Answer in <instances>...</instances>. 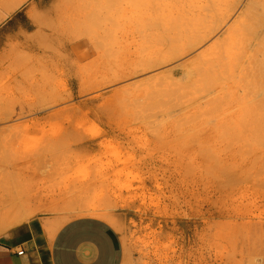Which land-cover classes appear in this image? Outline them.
Segmentation results:
<instances>
[{
    "label": "rangeland",
    "instance_id": "obj_1",
    "mask_svg": "<svg viewBox=\"0 0 264 264\" xmlns=\"http://www.w3.org/2000/svg\"><path fill=\"white\" fill-rule=\"evenodd\" d=\"M209 1L27 0L6 17L0 204L22 202V224L42 218L50 237L75 218L108 220L124 264H264V22L253 13L230 31L250 0ZM62 3L89 34L28 39Z\"/></svg>",
    "mask_w": 264,
    "mask_h": 264
},
{
    "label": "crops",
    "instance_id": "obj_2",
    "mask_svg": "<svg viewBox=\"0 0 264 264\" xmlns=\"http://www.w3.org/2000/svg\"><path fill=\"white\" fill-rule=\"evenodd\" d=\"M47 223L33 219L0 236V264H124L121 236L107 221L75 218L52 237Z\"/></svg>",
    "mask_w": 264,
    "mask_h": 264
},
{
    "label": "bare ground",
    "instance_id": "obj_3",
    "mask_svg": "<svg viewBox=\"0 0 264 264\" xmlns=\"http://www.w3.org/2000/svg\"><path fill=\"white\" fill-rule=\"evenodd\" d=\"M25 1H27V0H0V23L6 18V17H8L13 11H15L16 9H18V7L19 6H21V4L22 3H24ZM71 1V3H72V0H70ZM75 1V0H74ZM79 2L81 1V3H82V1H84L85 3H83V4H86L87 5V2L89 1V0H78ZM189 1V0H188ZM198 1V0H197ZM209 1V0H208ZM211 1V0H210ZM209 1V2H210ZM218 1V0H217ZM234 1V0H233ZM239 1V0H238ZM196 2V1H195ZM200 2V1H199ZM205 2V1H204ZM221 1H219V3H220ZM227 2V1H226ZM235 2H237V0L235 1ZM240 2V1H239ZM186 3H187V1H186ZM201 3H203V2H201ZM238 3V2H237ZM66 5L68 4V3H65ZM65 4H64V6H65ZM69 4H70V2H69ZM83 4H80L81 5V7L83 8V7H85L86 5H83ZM188 4H190V3H188ZM193 4V6L195 5V3H192ZM197 4V3H196ZM239 4V3H238ZM237 4V5H238ZM191 5V4H190ZM203 5V4H202ZM205 5V4H204ZM207 5V4H206ZM211 5V4H210ZM210 5H208V7L207 8H209L210 7ZM217 5H218V2H217ZM237 5H235V10H236V6ZM62 6H63V3H62V5H60V8L59 9H57L55 12H54V15H53V17H51V20H50V18L49 17H47V16H43L42 18H40L39 16H40V14H39V16L37 15L36 17H34V18H36V20L34 21V26L37 28V31L35 32V34L33 35V36H30V37H27L28 39H34V40H44V39H52L53 41H57L58 39H72L71 37H73V39L74 40H77L76 38H80L79 36H81V35H78L77 33L82 29L83 31H82V33H83V35H84V33H85V36H86V34L88 33V32H85V30L80 26L79 27V25H81V24H77L76 26L77 27H79L80 29H78V31L75 29V18L72 16V18H71V15L69 14V16H67V13H66V15H65V12H69V11H67L66 9V11L64 10V14H63V8H62ZM192 6V5H191ZM197 6V5H196ZM221 6V5H220ZM67 6H65L64 8H66ZM81 7H80V9H81ZM190 7V6H189ZM232 7H233V5H232ZM231 7V8H232ZM197 8V7H196ZM212 8V7H211ZM194 9H195V7H194ZM198 9V8H197ZM216 9V8H215ZM229 9V8H228ZM233 9V8H232ZM187 9H185V11H186ZM199 10V9H198ZM203 10V9H202ZM208 10V9H207ZM210 10V9H209ZM214 10V9H213ZM212 10V11H213ZM217 10H219V12H221L220 11V9H217ZM230 10V9H229ZM243 10H245V11H241L242 13L240 14V16H238L237 18H236V20H234L233 21V23H232V25H231V27L229 28V30L230 31H233V29H234V27L236 26V25H240V23H242L243 21V19L245 20H249V18L250 17H254V20H253V18H251L252 19V21L255 23L256 22V24H257V26H259V22L257 23V21L259 20V21H262V22H264L263 20L264 19H262V18H259V17H264V0H250V2L248 3V5L246 6V8L244 9L243 8ZM255 10H259L258 11V15H260L259 17L258 16H256L257 14H255ZM262 10V11H261ZM1 11H3L2 13H1ZM188 11V10H187ZM194 11V10H193ZM206 10H204V12H205ZM215 11V10H214ZM183 12V11H182ZM201 12V11H200ZM209 12V11H208ZM211 12V11H210ZM209 12V13H210ZM261 12H262V15H261ZM181 13V12H180ZM179 13V14H180ZM185 13V12H184ZM191 12H189V14H190ZM216 13H218V12H216ZM254 13V15H252ZM183 14V13H182ZM181 14V15H182ZM194 14H195V12H194ZM208 14V13H207ZM215 14V13H214ZM214 14H213V16H214ZM222 14V13H221ZM230 14V13H229ZM43 14H41V16H42ZM187 15V14H186ZM198 15V14H197ZM228 15V14H227ZM252 15V16H251ZM76 16H77V14H76ZM206 16V15H205ZM210 16V15H209ZM211 16H212V14H211ZM212 16V17H213ZM231 15H228V18L230 17ZM255 16L257 17L256 18V20H255ZM37 17H39V18H37ZM71 19H70V18ZM179 17H180V15H179ZM190 17V16H189ZM198 17H200V16H198ZM208 17V16H207ZM219 17H221V16H219ZM48 18V19H47ZM54 18H55V20H58L59 21V25H57V28L55 27L54 28V23H52L53 22V20H54ZM173 18V17H172ZM181 18H183V17H181ZM187 18V16L185 17V19ZM204 18V17H203ZM74 19V20H73ZM190 19V18H189ZM191 19H192V16H191ZM190 19V20H191ZM194 19V18H193ZM200 19H201V17H200ZM199 19V20H200ZM227 19V18H226ZM250 19V20H251ZM44 20H47V22H45L44 24H42V21H44ZM174 20V19H173ZM178 20V19H177ZM181 20V19H180ZM187 20V19H186ZM185 20V21H186ZM198 20V22H200ZM205 20V19H204ZM210 19H207V22L209 21ZM229 20V19H228ZM245 20V21H246ZM172 21V20H171ZM202 21H203V19H202ZM212 20H210V22H211ZM218 21V20H217ZM226 21V20H225ZM77 22V21H76ZM175 22H176V19H175ZM177 22H179V21H177ZM192 22H193V20H192ZM213 22V21H212ZM223 22V21H222ZM71 23H73L74 25L72 26V25H70L69 26V24H71ZM202 23V22H201ZM205 23H206V20H205ZM204 23V24H205ZM214 23H216L215 21H214ZM214 23H213V25H214ZM246 23V22H245ZM179 24V23H178ZM200 24V23H199ZM203 24V23H202ZM210 24V23H209ZM212 24V23H211ZM247 24V23H246ZM252 24V23H251ZM251 24H247L248 25V27L251 25ZM263 26H262V25ZM183 25V24H182ZM188 25V24H187ZM197 25H198V23H197ZM254 25V24H253ZM173 26V25H172ZM189 26V25H188ZM191 26H192V23H191ZM194 26V25H193ZM201 26V25H200ZM199 26V27H200ZM218 26V25H217ZM243 26V25H242ZM255 26V25H254ZM262 26V27H261ZM67 27H69V28H67ZM71 27V28H70ZM72 27H74V32L75 31H77V33L75 32H73V31H71V30H73V28ZM164 27V26H163ZM175 27V26H174ZM183 27H184V25H183ZM195 27V26H194ZM205 27V26H204ZM210 27V26H209ZM214 27V26H213ZM222 27V26H221ZM236 27H238V26H236ZM261 29L264 27V23H261L260 22V26H259ZM165 28V27H164ZM197 28V27H196ZM195 28V29H196ZM208 28V27H207ZM220 28V27H219ZM254 28V27H253ZM255 28H256V26H255ZM69 29V30H68ZM71 29V30H70ZM172 29V28H171ZM252 29V28H251ZM168 30V29H167ZM175 30H177V29H175ZM181 30V29H180ZM185 30H186V27H185ZM187 30H189V29H187ZM194 29H192V31H193ZM200 30V29H199ZM208 30V29H207ZM214 31H216L215 30V27H214V29H213ZM245 30V29H244ZM254 30V29H253ZM258 30H259V28H258ZM263 30V29H262ZM169 31V30H168ZM201 31V30H200ZM199 31V33L200 34H198L197 33V31H196V34L197 35H199L198 37L197 36H195L196 37V39H195V41H193V42H189V45H190V43H191V46H194V49L195 48H197L198 46H201L204 42L203 41H205V39L203 38V36L201 37L200 35H202L201 34V32ZM217 31H218V29H217ZM236 31V30H235ZM246 31V30H245ZM170 32V31H169ZM168 32V33H169ZM188 32V31H187ZM210 32H212L211 34H214L215 32H213L212 30L210 31ZM210 32H208V33H210ZM227 32H228V30H227ZM249 32V31H248ZM81 32H80V34H82ZM165 33V32H164ZM164 33H162L163 35H164ZM177 33V32H176ZM206 33V32H205ZM205 33H203V35H205ZM229 33V32H228ZM237 33V32H236ZM73 34L74 35H78V36H73ZM89 34V33H88ZM175 34V33H174ZM181 34V33H180ZM185 34V33H184ZM189 34V33H188ZM195 34V35H196ZM247 34V33H246ZM262 34V32L260 33V35ZM26 35V34H25ZM167 36L169 35V34H166ZM170 35H171V33H170ZM169 35V36H170ZM176 35V34H175ZM208 34H206V36H207ZM248 35V34H247ZM263 35V36H262ZM261 36H262V38L264 37V30H263V34H262ZM88 36V35H87ZM180 36V35H179ZM184 36V35H183ZM194 36V35H193ZM206 36H204V37H206ZM211 36V35H210ZM251 36V35H250ZM82 37V36H81ZM185 37H187V36H185ZM238 37V36H237ZM248 37V36H247ZM163 38H164V36H163ZM167 38V37H166ZM201 40V39H203V40H199V39ZM209 37L207 36V39H208ZM249 38V37H248ZM81 39V38H80ZM79 39V40H80ZM161 39V38H160ZM165 39V38H164ZM175 39V38H174ZM177 39H178V36H177ZM207 39H206V41H207ZM264 39V38H263ZM158 40V39H157ZM156 40V41H157ZM176 40V39H175ZM174 40V41H175ZM182 40V39H181ZM184 40V39H183ZM186 40V39H185ZM190 39H188V41H189ZM221 40H223V39H221ZM249 40V39H248ZM247 40V41H248ZM46 42H47V40H45ZM44 41V42H45ZM161 41V40H160ZM165 41H166V39H165ZM173 41V40H172ZM174 41L172 42V44L174 43ZM187 41V42H188ZM217 41L220 43V44H218V45H220V47L223 45V46H225V42L222 44L221 42L222 41H219V40H217L216 39V43H217ZM253 41V40H252ZM262 41V40H261ZM41 42V41H40ZM75 42V41H74ZM77 42V41H76ZM176 42V41H175ZM185 42V41H184ZM203 42V43H202ZM228 42V41H227ZM238 42V41H237ZM258 42H260L259 40H258ZM264 42V41H263ZM155 42H153V44H154ZM160 43H162V42H160ZM167 43V42H166ZM170 43V42H169ZM186 43V42H185ZM185 43H184V45H185ZM215 43V42H214ZM213 43V44H214ZM247 43H249V42H247ZM246 43V44H247ZM261 43V42H260ZM259 43V44H260ZM74 44V43H73ZM152 44V45H153ZM157 44H159V43H157ZM164 44V43H163ZM162 44V45H163ZM179 44V43H178ZM213 44H212V46H213ZM222 44V45H221ZM252 44V43H251ZM259 44L257 43L256 44V47H255V49L257 48V51L259 50V52H260V50H261V47H262V45L259 47ZM262 44V43H261ZM180 45H182L183 46V44H179V46ZM187 45V44H186ZM214 45H216V44H214ZM241 45V44H240ZM164 46V45H163ZM169 46H170V44H169ZM172 46V45H171ZM210 47V49H207V50H205V51H202V53L200 54V57H199V55H198V57L199 58H201V56H203V54H205L206 52H209L208 50H211L213 47ZM258 46V47H257ZM167 47V46H166ZM175 47V46H174ZM174 47H173V49H174ZM177 47V46H176ZM216 47H218V46H216ZM227 47V46H226ZM234 47V46H233ZM248 47V46H247ZM20 48H22L23 49V47H20ZM144 48V47H143ZM145 48H146V46H145ZM147 48H149L148 46H147ZM150 48H152V47H150ZM149 48V49H150ZM156 48V47H155ZM162 48V47H161ZM165 48V47H164ZM185 48V47H184ZM187 48V47H186ZM253 48V47H252ZM260 48V49H259ZM15 49V48H14ZM14 49H13V51H14ZM168 49V48H167ZM178 49V48H177ZM192 49V48H191ZM216 49V48H215ZM225 49V48H224ZM254 49V51H256ZM23 50H25V49H23ZM26 50H28V52L29 53H33L34 54V56H35V58L38 56H36L35 54H39V56H41L40 54L41 53H38L37 51H35V50H30V49H27L26 48ZM49 50H51V48L49 49ZM153 49H151V51H152ZM159 50H160V48H159ZM164 50V49H163ZM188 50V49H187ZM241 50V49H240ZM239 50V51H240ZM248 50V49H247ZM11 51V50H10ZM145 51V50H144ZM144 51H143V54H144ZM150 51V50H149ZM154 51V50H153ZM160 51H162V50H160ZM254 52V54L255 53H259V52ZM21 52H23L24 53V51H22L21 50ZM27 52V51H26ZM27 52V53H28ZM168 52H170V51H168ZM168 52H166L165 51V53H168ZM179 52H180V49H179ZM182 52V51H181ZM219 52V51H218ZM223 52V51H222ZM222 52H221V54H222ZM235 52H236V50H235ZM249 52V51H248ZM247 51H246V53H248ZM7 53V52H6ZM10 53V52H9ZM19 53V52H18ZM28 53V54H29ZM147 53V52H146ZM146 53H145V58L147 57L146 56ZM155 53H156V51H155ZM216 53V52H215ZM252 53V52H251ZM251 53H248L247 54V56L248 55H250V57L249 58H252V54ZM161 53H159V55H160ZM170 54V53H169ZM262 54V53H261ZM14 55H15V53H14ZM13 55V53H12V57L14 56ZM32 54H30V56H31ZM147 55H148V53H147ZM152 55V54H151ZM156 55H157V53H156ZM174 55V54H173ZM175 55L177 56V51L175 52ZM182 55V54H181ZM246 55V54H245ZM263 55V54H262ZM5 56H7V55H5ZM45 56V55H44ZM168 56V55H167ZM216 56H217V53H216ZM225 56V55H224ZM257 56H259V55H257ZM42 57H43V54H42ZM41 57V58H42ZM141 58H139V59H142L143 60V55L142 56H140ZM150 57V56H149ZM171 57V56H170ZM170 57H168V58H170ZM174 57V56H173ZM1 58V57H0ZM20 58V57H19ZM39 58V57H38ZM144 58V59H145ZM148 58V57H147ZM151 58H153V56L151 57ZM160 58V57H159ZM162 58V57H161ZM178 58H180V57H178ZM214 58V60H215V57H213ZM221 58V57H220ZM238 58V57H237ZM248 57L247 58H245L244 57V59H249ZM257 58V57H256ZM12 59H15V60H12V61H17V63H18V58L16 59V56H14ZM37 59V58H36ZM153 59H155V58H153ZM162 59H164V58H162ZM223 59V58H222ZM234 59V58H233ZM8 60H10L9 58H8ZM65 60V59H64ZM151 60V59H150ZM165 60V59H164ZM195 60L197 61V59L195 58ZM201 60V59H200ZM242 60V59H241ZM20 61H21V58H20ZM19 61V62H20ZM22 61H24V60H22ZM146 61V60H145ZM144 61V62H145ZM153 61V60H152ZM157 61H159L158 60V58H157ZM168 61V60H167ZM194 61V60H193ZM238 61H240V60H238ZM238 61H233L235 64H238V63H236V62H238ZM251 60L249 59V60H247L246 61V63H245V61H243V63L242 64H244V66L243 65H241L242 66V68L243 69H245V67L247 66V64H248V62H250ZM5 62H7V61H0V69L2 68V67H4V65L5 66H7L8 64H5ZM11 62V61H10ZM9 62V63H10ZM142 62V61H141ZM164 62V61H163ZM198 62H200V61H198ZM202 62V61H201ZM204 62V61H203ZM214 62V61H213ZM212 62V63H213ZM217 62H219V61H217ZM225 62H226V60H225ZM258 62V61H257ZM15 63V66H16V62H14ZM24 63V62H23ZM140 63V62H139ZM138 63V64H139ZM154 63V62H153ZM168 63V62H167ZM171 63V62H170ZM169 63V64H170ZM195 63H197V62H194V65H195ZM50 64H52V63H50ZM54 64V63H53ZM141 64V63H140ZM147 64V67H149V69H151L152 70V66L150 65L151 64V62H149L148 61V63H146ZM145 64V65H146ZM150 66H149V65ZM157 64V63H156ZM206 64V63H205ZM215 64V63H214ZM221 64V63H220ZM225 64V63H224ZM12 65H13V63H12ZM11 65V66H12ZM191 65V64H190ZM192 65H193V63H192ZM234 65V64H233ZM253 65H254V63H253ZM20 66H21V64H20ZM140 66H143L142 64L140 65ZM154 66H155V64H154ZM182 66V65H181ZM180 66V67H181ZM189 66V65H188ZM236 65H234V67H235ZM238 66V65H237ZM236 66V67H237ZM14 67V66H13ZM12 67V68H13ZM21 67H23V66H21ZM146 67V66H145ZM146 67V68H147ZM231 67H232V65H231ZM239 67H240V65H239ZM238 67V68H239ZM16 68V67H15ZM160 68V67H159ZM173 68V67H172ZM175 68V67H174ZM233 68V67H232ZM238 68H237V70H238ZM241 67H240V70L242 69ZM250 68V67H249ZM255 68V67H254ZM195 69V68H194ZM198 69V68H197ZM201 69V68H200ZM234 69V68H233ZM63 70V69H62ZM145 70H147V72H149V70L148 69H145ZM1 71V70H0ZM4 71H7V70H3V72ZM194 71V70H193ZM247 71V70H246ZM61 72H63V71H61ZM144 72H146V71H144ZM168 72V71H167ZM227 72V71H226ZM200 73V72H199ZM207 73H209V72H207ZM223 73V72H222ZM1 74V73H0ZM168 74V73H167ZM167 74H165L166 76H168ZM193 76V75H192ZM162 77H164L163 75H162ZM161 77V78H162ZM194 77V76H193ZM168 78V77H167ZM163 79V78H162ZM169 79V78H168ZM167 79V80H168ZM172 79V78H171ZM194 79V78H193ZM198 79V78H197ZM166 79H164L163 81H165ZM174 80V79H173ZM179 80V79H178ZM189 80H191V79H189ZM195 80H196V77H195ZM200 80V79H199ZM192 81V80H191ZM168 82V81H167ZM179 82V81H178ZM198 82V81H197ZM169 83V82H168ZM175 83V82H174ZM173 83V84H174ZM167 84V83H166ZM165 84V85H166ZM171 84V83H170ZM176 84V83H175ZM178 84V83H177ZM176 84V85H177ZM168 85V84H167ZM171 86V85H170ZM50 88H52V87H50ZM55 88V87H54ZM172 88V86L170 87V89ZM175 88H176V86H175ZM174 88V89H175ZM178 88V87H177ZM74 89H75V87H74ZM169 89V88H168ZM48 90H49V88H48ZM45 91V90H44ZM52 92V91H51ZM70 95V94H69ZM47 96V95H46ZM53 97H55V96H53ZM71 97V96H70ZM52 98V97H51ZM60 100H62L61 98H59ZM64 99V98H63ZM60 100H59V102H60ZM66 100V99H65ZM54 101V100H53ZM55 101H58L57 99H55ZM53 103V102H52ZM54 103H56V102H54ZM53 103V104H54ZM58 103V102H57ZM2 201V200H1ZM33 201L36 203V198H34L33 199ZM43 201V200H42ZM28 204H30V203H28ZM27 204V205H28ZM31 205V204H30ZM24 206V204L22 203V202H18V201H12L11 203L10 202H4V201H2V204H0V213H2L3 212V210H6V214L5 215H0V225L1 226H6V227H10V226H14V225H20V224H22L24 221H27V219H28V217L30 216V214H32L33 215V212L31 211V210H27V215L26 216H22L21 214H20V211H17V210H20V208L21 207H23ZM31 207H33V205H31ZM92 210V209H91ZM17 211V213L16 214H13V212H16ZM29 211H31V212H29ZM34 211V210H33ZM88 211V210H87ZM95 211H97V209L95 210ZM28 212H29V214H28ZM86 212V211H85ZM99 212V211H98ZM98 212H95V214L96 213H98ZM85 214H92V213H90V211H89V213L87 212V213H85ZM108 221V220H107ZM112 223V222H111ZM54 234L52 233V235L51 236H53Z\"/></svg>",
    "mask_w": 264,
    "mask_h": 264
},
{
    "label": "built area",
    "instance_id": "obj_4",
    "mask_svg": "<svg viewBox=\"0 0 264 264\" xmlns=\"http://www.w3.org/2000/svg\"><path fill=\"white\" fill-rule=\"evenodd\" d=\"M23 252H19V255H21Z\"/></svg>",
    "mask_w": 264,
    "mask_h": 264
}]
</instances>
